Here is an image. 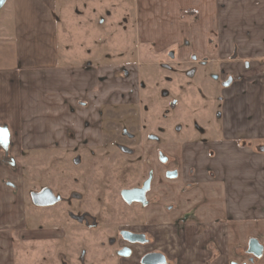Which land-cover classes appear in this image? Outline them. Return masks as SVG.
Returning a JSON list of instances; mask_svg holds the SVG:
<instances>
[{"label":"crops","instance_id":"0c3cea01","mask_svg":"<svg viewBox=\"0 0 264 264\" xmlns=\"http://www.w3.org/2000/svg\"><path fill=\"white\" fill-rule=\"evenodd\" d=\"M0 10V127L15 162L100 144L103 109L139 102L141 60L205 59L217 84L219 125L205 127L208 195L219 196L232 219L249 216H238L237 204L264 206V0H6ZM183 154L197 165L195 149ZM2 156L0 264H19L28 237L44 238V231H28ZM248 264H264V249Z\"/></svg>","mask_w":264,"mask_h":264},{"label":"rangeland","instance_id":"374dc122","mask_svg":"<svg viewBox=\"0 0 264 264\" xmlns=\"http://www.w3.org/2000/svg\"><path fill=\"white\" fill-rule=\"evenodd\" d=\"M112 46L124 51L129 47ZM127 62L136 65L130 57ZM140 62L139 102L103 109V139L96 147L29 153L16 162L8 147H0L2 162L12 172L4 183L20 192L28 231H44V238L28 237L31 248L19 253V264H140L151 253L164 255L167 264H179L180 259H193L194 264H224L226 259L227 264H248L249 240L264 245V220L256 217L262 211L264 218L263 205L237 204L242 211L237 215L249 216L232 219L222 209L225 205L218 203L219 196L208 195L205 127L219 125L217 84L205 59ZM190 147L199 154L197 165L184 157ZM174 171L177 178L166 176ZM150 173L146 204H126L121 192L141 188ZM42 189L59 203L33 204L30 194ZM121 232L142 235L146 243L128 245ZM16 235L11 232L13 240ZM123 248L130 250V257L118 255Z\"/></svg>","mask_w":264,"mask_h":264},{"label":"water","instance_id":"95a60500","mask_svg":"<svg viewBox=\"0 0 264 264\" xmlns=\"http://www.w3.org/2000/svg\"><path fill=\"white\" fill-rule=\"evenodd\" d=\"M5 1L6 0H0V8L4 5ZM228 85H229V82L226 83V86ZM8 144H9V140H8ZM8 144L6 147L3 144H0V147L3 149H6L8 147ZM175 175L176 174H171L168 176L175 177ZM150 182H151V176L149 177L147 181H145V183L142 186V189L141 188L131 189L129 191L123 190L121 192V198L126 204L139 203V204L145 205L146 204L145 195H146V192L150 188ZM47 192L49 193L48 196H51V198H53V195L51 194V192L49 190H47ZM51 198L49 201L45 203H37L36 201L35 203L39 206L50 205V204H53V200H51ZM121 236L124 240L132 244L134 243L144 244L145 243V238L142 235L131 234L129 232H123L121 233ZM263 249H264V246L261 245V243L258 240L251 239L248 242L247 254L251 255L252 258L254 259H259L262 257ZM128 255H129V251L127 249H124L119 253V256L121 257H127ZM165 263H166L165 257L161 254H148L146 256L144 255V257L141 259V264H165Z\"/></svg>","mask_w":264,"mask_h":264},{"label":"flooded vegetation","instance_id":"af4514ba","mask_svg":"<svg viewBox=\"0 0 264 264\" xmlns=\"http://www.w3.org/2000/svg\"><path fill=\"white\" fill-rule=\"evenodd\" d=\"M160 161H161V163H166L167 159H165L164 157L160 156ZM171 174H176V175H175V177H170V176H168V175H171ZM150 176H151V182H150V188H151V183H152V179H153V175H152L151 173L148 175V178H147L145 181H147V180L149 179ZM166 176L169 177V178H177L178 173H177L176 171H174V172H168V173H166ZM145 181L143 182V184L145 183ZM143 184H142V186H143ZM150 188H149V190L146 192V195H147V193L150 191ZM134 189H140V188H134ZM141 189H142V187H141ZM47 190H48V189H42V190L39 191V193H38V192H33L32 194H30L31 202H32L33 204H36L35 201H36L37 203H45V202L49 201L50 198H51V196H48L49 193L47 192ZM120 195H121V194H120ZM146 195H145V199H146ZM51 200H53V204L46 205V206H51V207H52V205H55V204L59 203V198H56V197H54V196H53V198H51ZM122 200H123V199H122ZM131 204H132V203H131ZM137 204H139V203H137ZM128 205H129V204H128ZM140 205H142V204H140ZM77 219L81 220L80 218H77ZM121 233H123V232H121ZM121 233H120V237L122 238ZM131 234H134V233H131ZM136 234H137V233H136ZM137 235H139V234H137ZM144 238H145V237H144ZM122 240L125 241V243H127L128 245L140 244V243H134V244L129 243L128 241L124 240L123 238H122ZM145 241H146V239H145ZM145 243H146V242H145ZM145 243H144V244H145ZM144 244H140V245H144ZM263 246H264V245H263ZM124 249H127V248H123L122 250H124ZM122 250H121V251H122ZM127 250L129 251V255H128L127 257H123V258H128V257H130L131 252H130L129 249H127ZM121 251H120V252H121ZM120 252H119V253H120ZM151 254H160V253H151ZM118 255H119V254H118ZM146 255H148V254H145V256H146ZM161 255H162V254H161ZM163 256H164V255H163ZM143 257H144V256H143ZM143 257H142V258H143ZM164 257H165V256H164ZM142 258H141V259H142ZM141 259H140V264H141ZM165 260H166V263H165V264H167V259H166V257H165ZM249 260H250L251 262H253L255 259L252 258V256L250 255ZM256 260H257V259H256Z\"/></svg>","mask_w":264,"mask_h":264},{"label":"snow or ice","instance_id":"6c2138e0","mask_svg":"<svg viewBox=\"0 0 264 264\" xmlns=\"http://www.w3.org/2000/svg\"><path fill=\"white\" fill-rule=\"evenodd\" d=\"M8 130L6 128H0V144H3L5 147L8 144Z\"/></svg>","mask_w":264,"mask_h":264}]
</instances>
